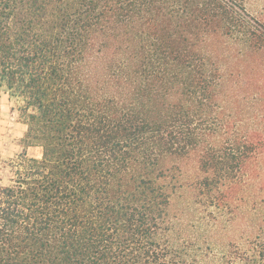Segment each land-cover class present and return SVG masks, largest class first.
Returning a JSON list of instances; mask_svg holds the SVG:
<instances>
[{
    "label": "trees",
    "instance_id": "obj_1",
    "mask_svg": "<svg viewBox=\"0 0 264 264\" xmlns=\"http://www.w3.org/2000/svg\"><path fill=\"white\" fill-rule=\"evenodd\" d=\"M0 86L27 126L0 264H264V20L244 0H0Z\"/></svg>",
    "mask_w": 264,
    "mask_h": 264
},
{
    "label": "rangeland",
    "instance_id": "obj_2",
    "mask_svg": "<svg viewBox=\"0 0 264 264\" xmlns=\"http://www.w3.org/2000/svg\"><path fill=\"white\" fill-rule=\"evenodd\" d=\"M244 1L252 15L264 20V0ZM22 104V100L12 96L5 86H0V185L9 182L10 172L7 164L24 150L22 138L27 126L19 112ZM27 153L39 156L41 151L39 148L30 147ZM191 200L190 191L183 187L173 198L174 208H182Z\"/></svg>",
    "mask_w": 264,
    "mask_h": 264
}]
</instances>
